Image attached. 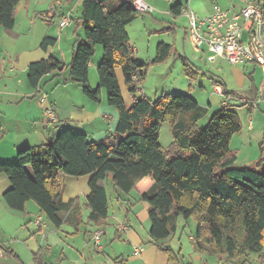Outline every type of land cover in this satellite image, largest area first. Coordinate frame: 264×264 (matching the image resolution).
<instances>
[{
	"label": "trees",
	"instance_id": "obj_1",
	"mask_svg": "<svg viewBox=\"0 0 264 264\" xmlns=\"http://www.w3.org/2000/svg\"><path fill=\"white\" fill-rule=\"evenodd\" d=\"M20 2L0 0V27L14 28ZM181 9L177 4L171 11L178 14ZM138 13L132 0L117 4L84 0L76 18L84 35L77 39L69 65L53 56L29 64L27 80L34 88L45 75L69 69V81L77 83L89 100L99 102L105 89L107 103L118 111V124L112 135L99 142L91 141L86 133L65 128L47 144L19 150L16 162L0 163V172L11 182L3 194L4 201L16 211H26L27 202L33 201L44 218L60 228L77 205L62 201L64 177L90 176L86 197L89 220L102 224L110 209L109 179L118 195L129 194L140 182L149 180L151 185L141 200L149 205L150 236L167 252L168 264H181L183 257L159 240L177 231L179 218L191 217L197 223L196 250L205 247L218 261L239 263L250 253H260L264 263V144L252 166L236 164L230 142L241 131L242 123L231 104L221 105L201 128L198 123L208 108L189 93L163 95L155 101L133 97L132 105L126 103L116 69H121L127 91L134 95L149 65L162 63L175 53L172 44L161 41L152 61L137 58L128 26ZM56 41L47 36L41 47L46 50ZM95 45L103 47V57L94 89L89 68ZM183 60L195 82L197 72L187 58ZM222 94L237 96L225 89ZM164 121L171 123L174 136L169 151L160 143Z\"/></svg>",
	"mask_w": 264,
	"mask_h": 264
},
{
	"label": "crops",
	"instance_id": "obj_2",
	"mask_svg": "<svg viewBox=\"0 0 264 264\" xmlns=\"http://www.w3.org/2000/svg\"><path fill=\"white\" fill-rule=\"evenodd\" d=\"M83 1L21 0L23 4L19 3L15 10L14 28L6 30L0 27V163L16 162L19 150L47 144L65 128L86 133L91 141L96 142L104 140L115 132L118 124V111L104 101L103 89L99 102L89 100L77 83L69 81V69H65L62 73L52 72L45 75L38 88L32 87L27 80L28 66L34 61L53 56L69 65L75 43L84 35L76 20L80 15ZM147 1L160 4L156 6L149 2L152 11L146 13L151 15V18L143 20L144 26L146 27L147 21H150L151 24L153 21L163 23V26L156 29V32L167 31L173 39L170 41L160 39L159 42L165 41L173 46L178 40V24L181 21H187L183 39L190 41L189 21L182 12L183 8L188 7L203 16L210 14L214 4L218 3V0ZM177 4H180L182 9L180 13L175 14L171 8ZM229 4H231V0H229ZM20 5L23 7H20L18 12L17 9ZM71 10H73L72 13H76V17L73 16L74 22L67 26L71 28L64 36L67 27L61 29L59 22L61 17ZM46 13L49 17L45 16ZM167 16H170L169 19L172 22L165 20ZM39 17H43L46 22L51 24L57 22V25L52 33L47 32L46 35H40L37 37L35 45H32L31 26L37 22L34 19ZM21 19H26L28 34H24L20 29ZM29 25L31 26L29 27ZM47 36L57 41L53 47L45 50L41 47V42ZM63 41H69L68 47L64 50L61 49V52L56 51L55 46L58 44L63 46ZM148 41L151 43V38ZM202 52L206 53L207 60L211 63L227 62L220 57L211 55L206 50ZM99 63L91 61L89 69L93 68L97 73ZM229 66L231 69L230 78L226 80L216 77L214 79L215 86L219 85L222 90L225 89L231 94L235 92L237 96L215 93L220 94L221 105L227 103L241 108L239 111L235 110L241 120L242 129L233 135L230 148L236 153L238 166H252L260 157L262 144H264V124L258 125L255 119L256 111L264 116V97L260 96L264 88V73L261 67L254 63L245 65L229 63ZM116 74L123 93L117 70ZM93 79L94 82L91 84H94L95 87L98 86V73ZM62 83L66 85L59 87ZM60 90H62L61 95L57 94ZM168 91L170 95L189 93L198 101L193 92H190L185 78L174 84V87ZM44 97L46 100L43 101ZM134 97H137L136 94ZM148 98L152 100L151 97ZM240 98H245L248 103L240 102ZM199 103L204 106L201 102ZM246 106L250 108L246 110ZM49 107L53 109V118L49 117L46 112ZM241 110L247 111L244 117L239 113ZM262 170H264V165ZM89 180L90 176L64 177L62 201L71 202L72 206L77 202V205L76 210L70 213L67 221L60 228H56L44 218L36 203L28 201L26 211L10 209L4 201L3 194L11 187V182L6 174L0 172V248L2 252L0 253V264H168L167 252L161 250L157 245L158 242H155L150 236L149 205L141 200V194L150 187L151 181L143 180L138 184L137 189L123 195H118L113 185H109V187L108 183L106 187L108 194L111 190L114 193V199H111L107 219L102 224H97L89 220L90 209L86 205V197L90 193ZM111 197L109 195V201ZM38 218L43 220L41 225L37 224ZM189 219L179 218L177 231L169 238L159 240V243L169 246L177 252L172 242L176 243L175 237L179 233L180 226L183 228L181 235L178 234V238L182 239L185 224L189 226ZM98 229L104 231L102 242L106 241L107 244L109 241L112 250L105 253L103 249L102 253L104 254L97 256L91 251L96 252L93 246V236ZM194 234L190 235L192 241H194ZM136 248L141 249L139 254H135ZM180 250L178 252L181 253L184 264H223L205 247L200 250L194 248V259L192 261L186 259L187 262L184 261L182 247ZM36 254H38V261L34 258ZM251 254L253 253L248 254L241 262L249 263L247 260ZM254 254L258 255L261 260L260 253Z\"/></svg>",
	"mask_w": 264,
	"mask_h": 264
},
{
	"label": "rangeland",
	"instance_id": "obj_3",
	"mask_svg": "<svg viewBox=\"0 0 264 264\" xmlns=\"http://www.w3.org/2000/svg\"><path fill=\"white\" fill-rule=\"evenodd\" d=\"M44 1L45 0H43V2ZM119 1L115 0L114 4H117ZM149 2L152 5L155 4L156 6L160 4L159 2H153V1H149ZM23 3L20 2V4H23ZM218 3L222 7H228L230 5L229 0H222V1L218 0ZM20 7L22 8L23 5L19 6V8L17 9L18 12L20 11ZM72 12L73 10L69 12L72 18L73 16L76 17V13H72ZM142 14L143 13H138V17L128 27V32L131 29L129 32L130 42L133 48H135L134 51H135V55L137 56V58L143 62H150L155 57L156 47L158 45L159 40L165 39L166 41H170L173 38L171 35L168 34L167 31H157L156 32V29H159L160 27H162L163 23H160V22L156 23L155 21L152 20L153 24H151L150 21H147L149 25L147 23L145 27L143 20H145V18L146 19L151 18V15H149L148 13H146L145 15H142ZM169 17L170 16H167L165 20L172 22L169 19ZM21 20H22V25H20L21 26L20 29L21 31H23L24 34L25 33L28 34V31H27L28 26H27L26 19H21ZM34 20H37L35 25H32V26L29 25V27L31 26V30L33 31V33H31L32 45H35V41L37 37H39L40 35H46L47 32H49V34L52 33V30H55L56 25H57V22L55 24L46 22L43 17L42 18L39 17L38 19H34ZM47 24H49V27H47ZM178 25H179L178 31H177L178 40H177L176 45H174L175 53H173L166 61L162 63H155V64L149 65L145 79L143 80L142 83H140V86H139L140 89L135 94L138 98H141L143 96L147 98L151 97L152 100L155 101L159 99L160 97H162L163 95H170V92L168 90L172 89L174 87V84L180 82L182 78H185L187 80V86L189 85V89L191 85L190 92H193V94L197 97L198 101L204 104V106L208 108L207 114L198 123L199 127L203 128L207 124L209 118L221 106L220 104L221 96L220 94L215 93L214 79L216 77H219L220 79L225 78L226 80H228L230 78L231 69H230L229 63L227 62L211 63L207 60L206 53L196 52L192 43L188 41V39L187 40L183 39L185 38L184 27L187 26V21L186 20L185 22L181 21L180 24ZM70 28L71 27H67V31H65L64 36ZM35 35L37 36L34 39ZM150 38H151V43L150 41H148ZM68 44H69V41H63V46L58 44L55 46V50L61 52V49L64 50V48H67ZM43 52L45 53V51ZM45 54L48 55L47 53ZM102 57H103V47L101 45H95V52H94V55L91 61L93 63H99ZM182 57L187 58L188 61L187 60L186 61L188 62V65L191 66L195 72H197V79L195 80V82H193L190 79V76H189L190 74L186 72V70L189 71V69L186 68L187 66L184 63V60L182 61ZM116 70H117L118 76H120V81H121V85L123 89L122 94H124L123 97L126 103L131 105V103H133V97L135 94L133 95L127 91L121 69H116ZM96 74L97 73L96 71H94L93 68L89 70L90 84L94 82L93 78L96 76ZM65 85H66L65 83H62L59 87H63ZM93 85L91 84V86L95 89L97 86L95 87ZM59 93L61 95L62 90L58 91L57 94ZM102 97L104 101L107 103V93L105 89H103L102 91ZM209 101H211V104H209ZM111 108L115 109L114 107H111ZM245 108L247 110L250 107L246 106ZM235 109L239 111V109L241 108L235 107ZM61 111H63V109H61ZM245 112L247 111L241 110L239 113L241 114V116L244 117L246 114ZM256 112L257 113L255 115V119L257 121V124L258 125L264 124V116H261V114L258 111ZM252 117L254 118V115ZM173 142H174V136L172 133L171 123L169 121H164L160 127V143L164 150L169 151L173 145ZM107 184L108 186L109 185L112 186L110 180L106 182V187H107ZM109 193H110L109 195L112 196L110 198V205H111V199L112 200L114 199L113 197L114 193H112L111 190ZM31 202L35 204V202L33 201ZM185 223L186 222L184 221V224ZM185 226L186 227H185V231L183 232L182 239L180 240L178 238V234L181 235V230L183 228L182 226H180L179 231H178L179 233L175 237L176 243L175 241H173L172 243H174L177 249V252L181 251L180 249L182 247V253H183L182 255L185 256L184 261L187 262V260L192 261L194 259V242L190 239V235H193V233H196L197 223H196L195 218L191 217L189 219V226L187 224H185ZM105 244H106V241L102 242L105 253L110 252L112 250L110 246L111 245L110 242L108 241V243L106 245ZM117 251L119 250L117 249ZM91 252L92 254H95L97 256L104 254L102 253V251L98 253L96 252L94 253V251H91ZM248 261L249 263L247 264H262L259 259V256L255 255L254 253L250 255L247 262ZM181 264H184V262L182 261ZM223 264H240V263L233 262V261L232 262L223 261ZM241 264H246V263L241 262Z\"/></svg>",
	"mask_w": 264,
	"mask_h": 264
},
{
	"label": "built area",
	"instance_id": "obj_4",
	"mask_svg": "<svg viewBox=\"0 0 264 264\" xmlns=\"http://www.w3.org/2000/svg\"><path fill=\"white\" fill-rule=\"evenodd\" d=\"M132 2L140 13L152 11V6L147 0ZM182 12L188 18L190 42L197 52L206 50L231 65L254 63L259 65L264 73V0H231L228 7L215 3L212 12L203 16L188 7L183 8ZM45 16L49 17L47 13ZM72 23L71 14H64L59 27L63 29ZM134 79H137V76ZM215 92L222 94L219 85L215 86ZM260 96L264 97V88ZM42 100H46V97ZM239 101L248 103L245 98H240ZM46 112L49 117H54L52 107L47 108ZM42 222V218H38L37 224L41 225ZM103 234L102 229L94 232L93 246L96 252L104 249ZM140 251V248H136L135 254Z\"/></svg>",
	"mask_w": 264,
	"mask_h": 264
}]
</instances>
